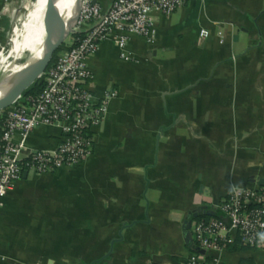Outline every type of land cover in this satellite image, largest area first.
<instances>
[{
	"label": "crops",
	"instance_id": "0c3cea01",
	"mask_svg": "<svg viewBox=\"0 0 264 264\" xmlns=\"http://www.w3.org/2000/svg\"><path fill=\"white\" fill-rule=\"evenodd\" d=\"M113 1L99 0L104 11ZM152 18L153 42L132 36L121 51L109 40L89 58L91 91L118 95L93 155L7 193L0 264H187L193 217L233 191L264 192V0H198ZM59 142L42 127L27 147ZM209 256L264 264L253 249Z\"/></svg>",
	"mask_w": 264,
	"mask_h": 264
},
{
	"label": "built area",
	"instance_id": "2783aa9c",
	"mask_svg": "<svg viewBox=\"0 0 264 264\" xmlns=\"http://www.w3.org/2000/svg\"><path fill=\"white\" fill-rule=\"evenodd\" d=\"M193 1L198 0H114L104 11L99 0H80L71 35L77 37L38 78L45 89L36 97H25V92L3 111L0 209L7 193L25 175L70 170L93 155L94 133L103 124L110 102L118 96L110 89L97 97L89 88L92 75L88 60L101 44L112 40L124 51L132 36L153 42V15L169 17ZM200 37L208 38L209 32L201 31ZM121 57L129 60L124 52ZM42 127L59 130L60 142L54 151L28 149L29 135ZM203 213L211 218L187 224L191 245L203 254L192 253L187 264H219L209 254L226 251L237 239L250 249L264 251L263 191H233L218 211Z\"/></svg>",
	"mask_w": 264,
	"mask_h": 264
},
{
	"label": "rangeland",
	"instance_id": "374dc122",
	"mask_svg": "<svg viewBox=\"0 0 264 264\" xmlns=\"http://www.w3.org/2000/svg\"><path fill=\"white\" fill-rule=\"evenodd\" d=\"M2 0L0 3V82L16 68L26 63L31 55L42 48L56 28L48 33L50 16L57 18V2L54 0ZM60 11V4H59ZM71 44L69 39L61 48L62 54ZM5 111V110H3ZM0 111V114L3 113Z\"/></svg>",
	"mask_w": 264,
	"mask_h": 264
},
{
	"label": "water",
	"instance_id": "95a60500",
	"mask_svg": "<svg viewBox=\"0 0 264 264\" xmlns=\"http://www.w3.org/2000/svg\"><path fill=\"white\" fill-rule=\"evenodd\" d=\"M56 2V22L53 16H50L47 21V26L49 28L48 33H50V30L55 27L56 23V35L54 39L48 46L43 48L39 58H30L26 63L20 66L21 68L18 67L20 69L12 71L10 75H8L3 81L0 82V91H3L2 97H9L8 102L5 105L0 106V111L10 108L17 101V99H19L38 80V78L47 70V68L51 64L54 55L59 50H61V48L70 39L75 28L76 19L74 16L70 18L63 17V15L59 12V0H56ZM53 3L54 0L48 5L47 9H50ZM52 21L54 22L53 28L50 27ZM24 76H27L28 80L22 85H16V80L19 77ZM196 252L199 254H203V252L200 250H197Z\"/></svg>",
	"mask_w": 264,
	"mask_h": 264
},
{
	"label": "trees",
	"instance_id": "16d2710c",
	"mask_svg": "<svg viewBox=\"0 0 264 264\" xmlns=\"http://www.w3.org/2000/svg\"><path fill=\"white\" fill-rule=\"evenodd\" d=\"M77 36H71L70 40H74ZM60 56V51H58L55 55L54 58L51 62V64L49 65L48 68H50L58 59V57ZM45 89V83H42L40 81H36L25 93V97L27 96H32V97H36L38 95H40V93ZM4 119H5V114L1 113L0 114V138L2 136V127L4 124ZM211 218L210 215L203 213V214H199L197 217H193L191 220L192 221H208ZM250 249L249 247L243 245L239 239H237L232 245L227 246V250L229 251H236V250H247ZM197 248L192 247V252L193 253H197ZM241 264H250L249 261H242Z\"/></svg>",
	"mask_w": 264,
	"mask_h": 264
},
{
	"label": "bare ground",
	"instance_id": "6f19581e",
	"mask_svg": "<svg viewBox=\"0 0 264 264\" xmlns=\"http://www.w3.org/2000/svg\"><path fill=\"white\" fill-rule=\"evenodd\" d=\"M79 1L80 0H59V4H60V11L59 12L65 18H70V17H73V16L75 17L76 11H77V7H78V4H79ZM55 35H56V28L54 29L53 34L51 35V37L42 46V48L39 49L38 51H36L34 54H32L31 55V58L32 57L39 58V56H40L43 48H45L46 46H48L50 44V42L54 39ZM20 68H16L14 71H16L17 69H20ZM27 80H28V77L27 76L19 77L16 80L15 83H16V85H22ZM2 95H3V91H0V106L5 105L8 102V100H9V97L8 96L2 97Z\"/></svg>",
	"mask_w": 264,
	"mask_h": 264
}]
</instances>
